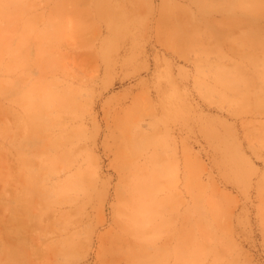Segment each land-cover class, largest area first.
Segmentation results:
<instances>
[{
	"label": "rangeland",
	"instance_id": "1",
	"mask_svg": "<svg viewBox=\"0 0 264 264\" xmlns=\"http://www.w3.org/2000/svg\"><path fill=\"white\" fill-rule=\"evenodd\" d=\"M60 1L0 0V264H264V0Z\"/></svg>",
	"mask_w": 264,
	"mask_h": 264
},
{
	"label": "bare ground",
	"instance_id": "2",
	"mask_svg": "<svg viewBox=\"0 0 264 264\" xmlns=\"http://www.w3.org/2000/svg\"><path fill=\"white\" fill-rule=\"evenodd\" d=\"M66 5V0H62L57 4V7L54 10V15L55 18H52V20L50 21V24L48 26L47 29H55V31L53 32L54 36L56 37L59 34V30H60V21H57L59 16V12L62 10H64V6ZM55 19V20H53ZM80 31L84 30V25L81 26V24L79 23L77 26ZM48 32H51V30H49ZM48 33H45V36H48ZM78 96L79 93L76 91H66L63 93H54V92H48V97L47 99L44 98L42 100L44 101H39L38 103L40 105H38V109L37 111L33 112L32 116L34 119H37L36 122V129L32 130L33 133V137L37 138L41 136V131L38 130L40 129L43 125L41 123V120L45 117V116H49L48 115V111L51 107H55L56 105L58 107H60L62 110H66L69 114L73 115H77L78 113V108H79V103H78ZM40 98H43V96ZM56 103V104H55ZM43 106H42V105ZM74 113V114H73ZM38 126V127H37ZM31 166L29 164L25 165V169L29 170L28 167ZM31 171L30 172V177L33 178V181L36 182L37 184L40 183L41 181V175H40V171L38 169H32L31 167H29ZM82 175H80L78 177V179L73 183H71L72 185H75L76 187L82 186ZM34 201L35 203V198H33L30 202L32 203ZM25 216L21 217L20 214H14L12 217V220L17 224L16 225V230L21 231V228H23V226H25L26 224V220L24 219ZM20 239V236L18 235L17 239H11L10 242L11 244L5 245V243H2V248H1V254L7 255L8 257V261H6L3 264H25L26 262V252L22 246V244H20V242L18 241ZM2 264V263H1Z\"/></svg>",
	"mask_w": 264,
	"mask_h": 264
}]
</instances>
